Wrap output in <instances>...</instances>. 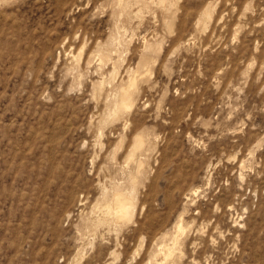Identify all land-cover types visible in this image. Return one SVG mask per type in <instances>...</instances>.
<instances>
[{"label":"rangeland","instance_id":"374dc122","mask_svg":"<svg viewBox=\"0 0 264 264\" xmlns=\"http://www.w3.org/2000/svg\"><path fill=\"white\" fill-rule=\"evenodd\" d=\"M157 263L264 264V0H0V264Z\"/></svg>","mask_w":264,"mask_h":264},{"label":"bare ground","instance_id":"6f19581e","mask_svg":"<svg viewBox=\"0 0 264 264\" xmlns=\"http://www.w3.org/2000/svg\"><path fill=\"white\" fill-rule=\"evenodd\" d=\"M115 35V34H114ZM117 37V36H116ZM188 43V42H187ZM121 44V43H120ZM158 46V45H157ZM83 49V48H82ZM98 49V48H97ZM151 49V48H150ZM80 51V50H79ZM82 52V50H81ZM100 53V52H99ZM102 53V52H101ZM98 54V53H97ZM72 55V54H71ZM80 56V55H79ZM76 57V56H75ZM80 58V57H79ZM100 58V57H99ZM105 58V57H103ZM78 59V58H77ZM79 60V59H78ZM89 60V59H88ZM149 62V61H148ZM79 63V62H78ZM100 64V63H99ZM78 70V69H77ZM113 74V73H112ZM116 75V74H115ZM80 77V76H79ZM135 77V76H134ZM112 78V77H111ZM134 80V79H133ZM132 80V81H133ZM79 83V82H78ZM94 84V83H93ZM102 84V82H101ZM105 84V83H104ZM115 84V83H114ZM133 82H129V86H133ZM109 86V84H108ZM120 88L117 89L118 93L120 94V101L116 104L113 112L111 111V116H116L120 111H123L130 106H132V92L131 89L129 88ZM101 87V86H99ZM127 87V86H126ZM102 88V87H101ZM109 88V87H108ZM108 91V90H107ZM115 92V91H114ZM112 95V94H111ZM116 95V94H115ZM116 97V96H115ZM114 100V98H113ZM114 104V103H113ZM128 110V109H127ZM99 117V116H98ZM98 120V119H97ZM90 122V121H89ZM121 124V123H120ZM143 137H136L135 138V145H134V150L140 148L143 143ZM122 139V138H121ZM121 144V143H119ZM132 147V146H131ZM132 149V148H131ZM118 151V150H117ZM133 152V151H132ZM140 152V151H139ZM126 155V154H125ZM132 155V154H131ZM134 155V154H133ZM127 158V157H126ZM127 160V159H126ZM131 160V159H130ZM134 160V159H133ZM128 161V160H127ZM135 161V160H134ZM126 163V162H125ZM127 164V163H126ZM125 164V165H126ZM137 171L139 173V170L142 168V162L137 163ZM127 168V167H126ZM141 168V169H140ZM130 171V170H129ZM135 171V172H137ZM131 172V171H130ZM132 173V172H131ZM130 173V174H131ZM139 176V175H138ZM109 177V176H108ZM125 177V176H124ZM142 177V176H141ZM115 178V177H114ZM137 176L135 174H131L128 177L127 184L121 185V184H114L112 189L108 191L107 189H104L103 194H102V201L100 204H98L101 216L98 220V225L99 224H108V225H114V226H120L121 224L129 223L132 221L135 207H136V182H137ZM117 181V180H116ZM113 183V182H112ZM140 185V184H139ZM197 191V190H196ZM195 194V193H194ZM95 202V201H94ZM98 202V201H97ZM83 203V202H82ZM96 205V204H95ZM230 207V206H229ZM94 208V207H93ZM92 208V209H93ZM97 208V207H96ZM95 209V208H94ZM91 211V210H90ZM79 212V211H78ZM93 212V210H92ZM99 213V214H100ZM181 216V215H180ZM179 216V217H180ZM182 217V216H181ZM180 217V218H181ZM179 218V219H180ZM178 219V220H179ZM183 220V218H182ZM181 220V221H182ZM184 222V221H183ZM203 222V221H202ZM207 222V221H206ZM210 223V222H209ZM184 224V223H183ZM182 222H178L176 225V231L174 235H172V243L169 245H165L162 248H160V253L164 256L165 260L168 261L170 259H173L176 250H178V245L180 243V236L184 232V228ZM96 225V224H95ZM189 225V224H188ZM204 225V224H203ZM197 226V225H196ZM87 229V228H86ZM168 231V230H167ZM187 232V231H186ZM196 232V231H195ZM189 233V232H188ZM194 233V232H193ZM102 234V233H101ZM185 234V233H184ZM94 235V234H93ZM211 235V234H210ZM84 236V235H83ZM91 236V235H90ZM88 237V236H87ZM166 237V235H165ZM193 237V236H192ZM170 241V242H171ZM166 242V241H165ZM169 242V240H168ZM169 242V243H170ZM193 242V241H192ZM167 243V242H166ZM182 243V242H181ZM195 244V243H194ZM180 247V246H179ZM181 251V250H180ZM81 253V252H80ZM116 253V252H115ZM83 254V253H82ZM156 254V253H155ZM157 256V255H156ZM182 256V255H181ZM75 257V256H74ZM163 258V257H162ZM76 260V259H75ZM156 260V259H155ZM165 261V262H166ZM76 263V262H75ZM167 263V262H166ZM158 264V263H157Z\"/></svg>","mask_w":264,"mask_h":264}]
</instances>
